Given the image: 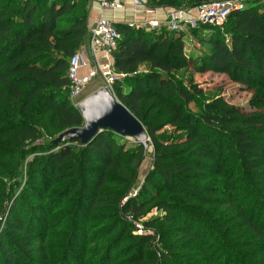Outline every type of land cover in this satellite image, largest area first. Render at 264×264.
<instances>
[{"label":"trees","instance_id":"1","mask_svg":"<svg viewBox=\"0 0 264 264\" xmlns=\"http://www.w3.org/2000/svg\"><path fill=\"white\" fill-rule=\"evenodd\" d=\"M88 1L12 0V6H0V101L12 110V118H0V137L10 141L0 144V214L22 186L23 168L28 174L0 222V264H37L29 260L36 254L42 264H80V241L94 225L89 224L92 213L102 207L119 211V199L144 159L141 144L124 150L117 141L122 135L110 129L98 131L86 144L36 143L84 124L69 98L67 68L88 34ZM208 1L146 4L193 9ZM115 27L121 37L114 66L125 76L114 85V95L152 142L151 165L123 211L137 217L157 206L164 215L146 224L163 226L157 228L156 243L133 235L114 213L101 215L102 221L110 219L96 225L107 243L90 263L264 264V0L232 10L221 26L199 25L186 32L124 22ZM187 33L206 49L187 54ZM142 65L146 71H140ZM187 68L221 72L253 90L251 108L228 104L221 96L202 101L201 86L176 74ZM166 125L180 133L157 134ZM8 153L12 162L4 160ZM111 170L123 190L106 195L101 189ZM58 181L59 190L49 196ZM63 200L74 205L55 224L67 234L57 260L44 247L48 215ZM225 209L228 215L221 212Z\"/></svg>","mask_w":264,"mask_h":264},{"label":"rangeland","instance_id":"2","mask_svg":"<svg viewBox=\"0 0 264 264\" xmlns=\"http://www.w3.org/2000/svg\"><path fill=\"white\" fill-rule=\"evenodd\" d=\"M145 3H148L147 0H143ZM149 1V0H148ZM252 0H241L244 5H248ZM5 4H8L12 6V0H0V6H4ZM116 17H115V22L122 21L120 20V12H116ZM207 45L200 42L196 36L191 35L190 33L185 34V40H184V49L189 55H198L201 52H203L206 49ZM147 66L142 65L140 68V71H146ZM178 76L183 78L184 81H186L189 77H192L193 80L198 83L201 88L204 90V94L201 97L202 101H210L215 97L221 96L224 98V100L228 104H233L240 106L244 109L249 110L250 107V102L252 98L254 97V91L247 89L245 87H242L236 82L231 81L228 79L227 75L221 72H213V71H204V72H196L195 70L191 68L187 69H182L176 72ZM99 79L93 78L90 82V84L87 86L86 90L82 93L81 97H87L89 94H91L93 91L97 89L99 86ZM83 98V99H84ZM190 108L195 111L197 110V106L194 103H190ZM5 106L1 101H0V118H4L7 120V118H12V110ZM39 117V116H37ZM65 130H60L55 133L53 137L50 136H44L42 139L36 141L38 144L42 143H52L54 139H56L59 135L64 133ZM180 132L176 129V127L166 125L163 127L161 130L157 132V134H160L162 137H171L179 134ZM117 141L119 144H121L124 148V150L130 151L134 148H137V142L134 141L133 138L131 137H125L121 136L117 138ZM0 144H10V141L6 138H1L0 137ZM8 156L4 157L5 161H10L12 162V153H8ZM143 156V155H142ZM27 162V159L24 160L23 165ZM152 162V142L150 137L148 138V145L145 149V154H144V159L141 162L140 168L138 170V174L133 182V184H130L129 187L127 188L126 192L122 194V196L119 199L118 207L119 211H116L112 207H102L100 210L92 213V216L90 218L89 224H94L93 227H88L87 229V238L85 240L80 241V264H91L90 259L92 256L97 255L98 251L102 246H105L107 243V238L100 239L101 233L98 229H96L97 226H100L101 224H105L109 222L110 219H107L106 221L101 220V215L103 214H112L114 213L115 216H118L120 219H123L126 221L128 225V229L131 230V233L135 236H150L153 238V241L158 243L159 238H160V233L158 232L157 228L161 227L159 222H156L154 225H148L146 224L148 219H154L156 217H161L164 215V212L160 209L157 208V206H151L149 209L146 210L143 214L135 217L132 213L130 212H124L123 207L124 205L128 202V200L132 197H134L140 187V185L143 182L144 175L148 168L150 167ZM24 167V166H23ZM22 177L20 179L22 186H19L17 189L13 191L12 197L6 201V207L5 211L3 214H0V222L3 218L4 215L7 214L11 202L14 201L15 198L18 197V195L21 194L22 192V187L28 180V174L25 172L24 168L22 171ZM114 170H111L109 172V179L106 184L103 185L102 191L106 193V195L111 194L112 192L120 193L123 190V187L116 182V178L114 176ZM208 180H211L209 178ZM12 182V181H11ZM9 182V183H11ZM8 183V184H9ZM62 182L58 181L56 182V185L53 186L51 191L49 192V196H52L53 194L56 193L57 190H59ZM10 192H12L10 190ZM77 196V191L75 192L73 199ZM31 202V201H29ZM69 200H66L61 203L60 207L56 208L53 210V212L48 215V221L50 227L48 228L46 232V243H45V251L46 253H49V256L52 254L56 256V259L59 260L61 258V251L64 245V242L67 239V234L62 233L63 228L62 227H55V224H58L59 219H63L66 214L65 212L67 211H72L74 204L71 202L69 205ZM5 204V203H4ZM32 204V203H31ZM76 206V204H75ZM118 213L116 214L115 213ZM221 212L224 215L229 214V210H221ZM5 213V214H4ZM5 217V216H4ZM98 220H100L98 222ZM98 222V223H97ZM97 225V226H96ZM138 225L142 227L143 233L139 234L138 232ZM4 225L0 224V232L2 231ZM98 235V236H97ZM59 244H62V246H59ZM193 246V245H192ZM85 247V252L83 248ZM186 253V251H185ZM183 254V253H182ZM38 256V257H37ZM86 256V257H85ZM43 257H39V255H33L32 258L29 260L33 261L34 263L37 264H42L41 261ZM57 264V263H56ZM119 264H123L119 263ZM125 264H130V263H125Z\"/></svg>","mask_w":264,"mask_h":264},{"label":"built area","instance_id":"3","mask_svg":"<svg viewBox=\"0 0 264 264\" xmlns=\"http://www.w3.org/2000/svg\"><path fill=\"white\" fill-rule=\"evenodd\" d=\"M100 8V15L91 26L88 34L87 46L80 48L70 56L67 68L69 98L77 107L83 100L82 93L93 78H98V88L104 87L114 95V85L125 76L114 66V51L121 37L115 27V21L104 16V12H115L123 8L127 1L131 2L132 12L147 9L149 6L143 0H93ZM241 0H211L198 4L190 9L170 8L165 18L133 19L127 23L131 27H142L147 30L166 27L170 31L186 32L189 28L199 25L221 26L228 14L234 9H241L245 5ZM88 67L86 72H81ZM115 96V95H114ZM139 234L143 233L138 225Z\"/></svg>","mask_w":264,"mask_h":264},{"label":"water","instance_id":"4","mask_svg":"<svg viewBox=\"0 0 264 264\" xmlns=\"http://www.w3.org/2000/svg\"><path fill=\"white\" fill-rule=\"evenodd\" d=\"M84 124L65 130L52 143L79 140L86 144L102 129H110L122 136L131 137L141 144L142 155L148 145V133L142 123L106 88L101 87L85 97L77 106Z\"/></svg>","mask_w":264,"mask_h":264},{"label":"crops","instance_id":"5","mask_svg":"<svg viewBox=\"0 0 264 264\" xmlns=\"http://www.w3.org/2000/svg\"><path fill=\"white\" fill-rule=\"evenodd\" d=\"M169 9L170 8H166V7H158V8L148 7L147 9L139 10L136 14H133L131 2L127 1L123 8H120L115 12L106 11L103 14L106 18L115 20V17L117 15L116 12H120V14H121L120 20H122V21H119V22H128V21H131L133 19H137V20L146 19V20H148V19H152L154 17H156L158 19H163V18H165L166 12H168ZM88 11H89L88 34H89V30H90L91 26L94 24V22L97 20V18L100 15V8L96 2H94L93 0H89L88 1ZM190 12L193 13L194 10L190 9ZM88 34H87V37L85 39V42H84V45L82 46V48L83 47L85 48L87 46ZM87 69H88V67L83 68L81 72L84 73L87 71Z\"/></svg>","mask_w":264,"mask_h":264}]
</instances>
